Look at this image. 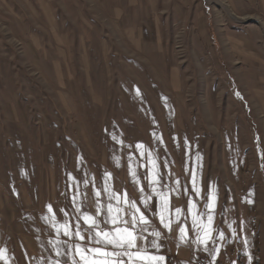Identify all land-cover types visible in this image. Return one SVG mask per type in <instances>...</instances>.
<instances>
[{
	"label": "rangeland",
	"instance_id": "1",
	"mask_svg": "<svg viewBox=\"0 0 264 264\" xmlns=\"http://www.w3.org/2000/svg\"><path fill=\"white\" fill-rule=\"evenodd\" d=\"M234 45L264 58V0H0V188L35 194L17 217L37 190L60 205L69 176L84 191L134 169L153 193L158 172L168 198L237 207L218 259L251 264L255 228L264 257V114L246 98L264 71L246 83Z\"/></svg>",
	"mask_w": 264,
	"mask_h": 264
},
{
	"label": "crops",
	"instance_id": "2",
	"mask_svg": "<svg viewBox=\"0 0 264 264\" xmlns=\"http://www.w3.org/2000/svg\"><path fill=\"white\" fill-rule=\"evenodd\" d=\"M232 49L235 51L233 54L238 55L242 61L241 64L243 63L241 67L245 70L243 76L245 78H243L244 81L246 82L247 80L248 82L246 83L256 85L258 78L254 75L255 72L253 69L264 71V58L259 57V55L251 48L239 52L240 48L237 49L234 45V48ZM259 84H264V78L259 80ZM250 91L251 92H247L246 98H248L247 101L251 106L252 116L256 117L259 115L256 112L257 106L261 107V113L264 114V98L260 102L256 99V97H254L256 94L254 87H251ZM262 116L264 117V115ZM196 160L199 163L200 158ZM110 174V183L113 188L121 193L126 191L128 198L130 200H135L141 210L144 211L145 215L150 219L151 227L148 232L145 233V235L148 236L149 241L153 239L150 234L153 230L160 231L162 233V236L159 239V243L161 245L159 249L146 245L150 254L163 256L165 258L161 264H192L193 261L201 258L203 255H208L213 261H215L222 256V253H225L224 256L226 258L229 257V250L225 248V244L227 242L226 232H223L224 235L223 238H221L220 230H225L229 227V225H231L229 228H232L235 234L238 233L237 230L239 227L237 223L235 225L236 206L231 205L229 202H225L223 205L217 204V202L214 203L211 198L208 202L203 197L205 196L204 193H206L205 190L198 192L196 195L188 193L184 196L177 191V196L175 198H169L170 214L173 221V231L169 232L159 221L158 214L160 211L161 200L155 193H151L147 189V185L145 183L139 181V184L134 186L133 183L126 180L127 177L124 178L122 176L121 178L114 173ZM97 176L98 175H96V177ZM103 177L104 176L98 177L99 184L104 182ZM17 180V178L12 179V181ZM124 180L126 183L123 182ZM13 185L14 186L11 190L0 188V214L4 217L2 219L0 218V249H6L5 259L0 260V264H53L56 259H60L61 264H64V261L69 258L64 256L57 257L55 255V251L50 244V241L54 242L55 239H57L55 229L46 224L42 217L51 215L47 211V206L51 205L53 211L59 214V216L56 217L59 222H63L65 220V216L61 212V209H63L64 212L68 213L67 218L72 221L73 225H75L77 223L75 219L77 216L75 205L73 204L72 199H67L68 197H73L75 193L68 192L67 194V192L63 190L62 183V203L58 205L57 203L53 204L50 201L46 202V200H44L47 191L44 189L37 190V194L42 197L41 201H39V206L37 208L38 211L34 210L29 212L28 208L24 205V212L17 217L16 210L19 206V201L27 204V206H31L32 204H29V199L33 201L31 198L35 194L34 191L30 192L26 188L20 189L17 182ZM102 186L103 183L101 184V187ZM141 186L144 188L145 194L151 195L152 197L149 201V207L147 210L144 209L143 205L140 203L141 194L138 191V188ZM91 190L92 189H85L82 192L91 194ZM172 196H175V194H172ZM21 197L25 198L26 201L24 199L21 200ZM190 202L192 205H195L192 212H189ZM102 203H107L106 195L103 196ZM209 203H214V207L210 210L205 208V205ZM33 207L35 208L34 205L31 206V208ZM177 207L182 210L178 223L175 218V208ZM86 210L90 213L94 212V209L90 205L86 208ZM206 211H210L214 218L212 223V239L207 244L209 251H205V245L196 242L198 229L194 228L192 225V213H205ZM154 213L156 215H153ZM202 219L206 221V216ZM80 223L81 226H83L82 222ZM7 225L12 229L11 234L5 229V226ZM101 227L106 226L101 224ZM179 227L186 228L188 233L187 242L180 241ZM262 228L264 232V221L262 223ZM59 239L64 240L66 237L60 236ZM76 242L79 243V241ZM61 248L66 250L67 246L62 244ZM243 256L245 257L246 255ZM168 257L173 258L172 263L168 262Z\"/></svg>",
	"mask_w": 264,
	"mask_h": 264
},
{
	"label": "snow or ice",
	"instance_id": "3",
	"mask_svg": "<svg viewBox=\"0 0 264 264\" xmlns=\"http://www.w3.org/2000/svg\"><path fill=\"white\" fill-rule=\"evenodd\" d=\"M139 95V91L137 90ZM237 95H239L237 93ZM115 139V137H114ZM122 143V142H121ZM142 147L137 145V148ZM143 155V153H141ZM152 154L149 153V156ZM131 160V157H129ZM117 166L119 161L117 159ZM132 182L135 185L139 184L136 171L131 169ZM147 178V177H146ZM72 187L75 190V195L72 197V202L75 205L77 212L76 221L73 225L69 220L68 213L61 209L65 216L63 222L56 219L53 208L51 205L47 206V211L51 215L42 217L46 224L55 229V241H50L52 248L57 257H68L64 264H161L164 261L163 256L152 255L148 252L146 245L152 248L159 249L161 247L159 239L162 236L160 231L153 230L150 234L153 237L149 241L145 233L151 227L150 219L141 210L135 200H130L127 192H119L115 190L110 183L111 174H104V183L102 187L93 186L91 194L79 190L77 182L74 178ZM85 188H88L89 181H83ZM179 185V181H176ZM159 184V173L156 172L149 180L148 187L155 193L161 200L159 221L165 229L169 232L172 229V218L170 214V201L169 192L176 191L169 189V192L157 191L156 185ZM163 187H167L164 185ZM195 188V180H194ZM141 194L140 203L144 209H148L149 201L152 199L151 195L144 192L141 186L138 188ZM198 191V190H197ZM214 192V189H213ZM107 196V203H102L103 196ZM114 202V203H113ZM94 209L93 213L86 210L88 206ZM195 205L190 202L189 212ZM214 207V203L205 205V208L210 210ZM181 209L175 208V218L177 223L181 217ZM153 215H156L155 213ZM206 216V221L202 218ZM213 215L210 211L205 213H192V225L198 229L196 242L205 245V251L208 242L212 239V223ZM82 225L81 226V223ZM101 224L106 227H101ZM231 227V225H229ZM180 241L187 242V230L185 227H179ZM223 238V233L220 234ZM66 237L60 240L59 237ZM76 241H79L77 243ZM66 245V250L61 248V245ZM6 249H0V260L5 259ZM53 264H61L60 259H56Z\"/></svg>",
	"mask_w": 264,
	"mask_h": 264
},
{
	"label": "built area",
	"instance_id": "4",
	"mask_svg": "<svg viewBox=\"0 0 264 264\" xmlns=\"http://www.w3.org/2000/svg\"><path fill=\"white\" fill-rule=\"evenodd\" d=\"M257 232V230H255V233ZM256 238H255V245H254V249H253V262L251 264H257V260H256ZM231 262H227L225 260H215L213 261L212 259H210L209 257H201L197 260H195L193 262V264H247L244 259H242L240 252L238 251V249L234 248L231 250ZM168 262L172 263L173 262V258L172 257H168Z\"/></svg>",
	"mask_w": 264,
	"mask_h": 264
},
{
	"label": "bare ground",
	"instance_id": "5",
	"mask_svg": "<svg viewBox=\"0 0 264 264\" xmlns=\"http://www.w3.org/2000/svg\"><path fill=\"white\" fill-rule=\"evenodd\" d=\"M254 223H258V219L254 218ZM255 228V227H254ZM255 230H257V228H255ZM259 231V229H258ZM256 260H257V264H264V257L262 255V245L260 243V241L262 240V236L256 232Z\"/></svg>",
	"mask_w": 264,
	"mask_h": 264
}]
</instances>
